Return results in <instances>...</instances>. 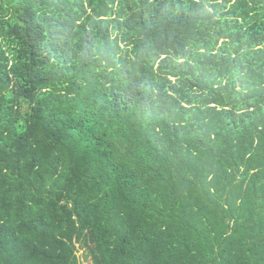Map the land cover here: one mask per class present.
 <instances>
[{
    "label": "trees",
    "instance_id": "1",
    "mask_svg": "<svg viewBox=\"0 0 264 264\" xmlns=\"http://www.w3.org/2000/svg\"><path fill=\"white\" fill-rule=\"evenodd\" d=\"M81 250L264 264V0H0V264Z\"/></svg>",
    "mask_w": 264,
    "mask_h": 264
},
{
    "label": "rangeland",
    "instance_id": "2",
    "mask_svg": "<svg viewBox=\"0 0 264 264\" xmlns=\"http://www.w3.org/2000/svg\"><path fill=\"white\" fill-rule=\"evenodd\" d=\"M79 247V245H77ZM81 260V262H83V264H93L92 259H85L84 255H83V251H79L77 254Z\"/></svg>",
    "mask_w": 264,
    "mask_h": 264
}]
</instances>
